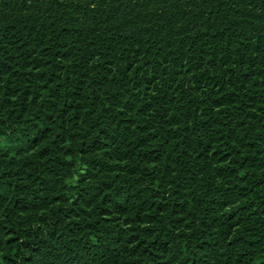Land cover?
Wrapping results in <instances>:
<instances>
[{
  "label": "trees",
  "instance_id": "16d2710c",
  "mask_svg": "<svg viewBox=\"0 0 264 264\" xmlns=\"http://www.w3.org/2000/svg\"><path fill=\"white\" fill-rule=\"evenodd\" d=\"M0 264H264V0H0Z\"/></svg>",
  "mask_w": 264,
  "mask_h": 264
}]
</instances>
